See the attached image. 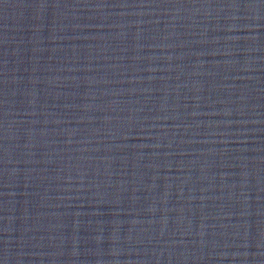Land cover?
I'll list each match as a JSON object with an SVG mask.
<instances>
[{
	"label": "water",
	"instance_id": "water-1",
	"mask_svg": "<svg viewBox=\"0 0 264 264\" xmlns=\"http://www.w3.org/2000/svg\"><path fill=\"white\" fill-rule=\"evenodd\" d=\"M0 264H264V0H0Z\"/></svg>",
	"mask_w": 264,
	"mask_h": 264
}]
</instances>
